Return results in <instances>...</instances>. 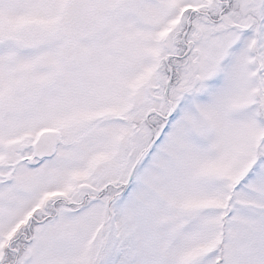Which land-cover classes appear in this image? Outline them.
I'll return each mask as SVG.
<instances>
[{
  "label": "snow or ice",
  "instance_id": "obj_1",
  "mask_svg": "<svg viewBox=\"0 0 264 264\" xmlns=\"http://www.w3.org/2000/svg\"><path fill=\"white\" fill-rule=\"evenodd\" d=\"M0 264H264V0H0Z\"/></svg>",
  "mask_w": 264,
  "mask_h": 264
}]
</instances>
